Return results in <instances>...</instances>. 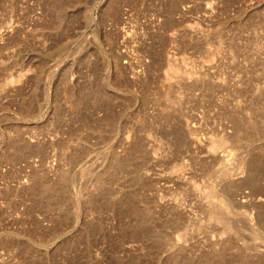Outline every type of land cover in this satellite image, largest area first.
<instances>
[{"label":"rangeland","instance_id":"obj_1","mask_svg":"<svg viewBox=\"0 0 264 264\" xmlns=\"http://www.w3.org/2000/svg\"><path fill=\"white\" fill-rule=\"evenodd\" d=\"M0 264H264V0H0Z\"/></svg>","mask_w":264,"mask_h":264},{"label":"bare ground","instance_id":"obj_2","mask_svg":"<svg viewBox=\"0 0 264 264\" xmlns=\"http://www.w3.org/2000/svg\"><path fill=\"white\" fill-rule=\"evenodd\" d=\"M172 70H174V69L172 68ZM175 71H176V70H175ZM175 71H172L171 74H175ZM177 73H178V72H177ZM177 73H176V74H177ZM170 76H171V75H170ZM172 76H174V75H172Z\"/></svg>","mask_w":264,"mask_h":264}]
</instances>
